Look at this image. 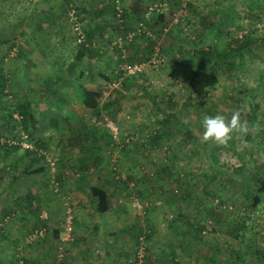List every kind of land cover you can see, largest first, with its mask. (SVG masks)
<instances>
[{"label": "rangeland", "instance_id": "374dc122", "mask_svg": "<svg viewBox=\"0 0 264 264\" xmlns=\"http://www.w3.org/2000/svg\"><path fill=\"white\" fill-rule=\"evenodd\" d=\"M153 5L159 12L145 18ZM140 23L150 40L128 42ZM82 32L91 34L92 55L77 59ZM198 49L218 77L204 106L186 82ZM224 54L235 69L218 60ZM134 64L141 72L127 74ZM0 77V264H264L255 251L264 249V205L254 210L242 196L264 163V12L245 0H0ZM92 80L103 105L89 111L79 92ZM24 103L28 132L18 114L5 116ZM237 108L246 136L235 133L226 145L203 139V116L230 118ZM14 134L25 137L21 146L8 142ZM94 186L108 195L103 216L91 202ZM199 204L208 214L200 216L208 218L203 233L170 226L181 211L195 217ZM243 218L237 238L233 223ZM39 223L47 230L31 236Z\"/></svg>", "mask_w": 264, "mask_h": 264}, {"label": "trees", "instance_id": "16d2710c", "mask_svg": "<svg viewBox=\"0 0 264 264\" xmlns=\"http://www.w3.org/2000/svg\"><path fill=\"white\" fill-rule=\"evenodd\" d=\"M2 1L5 2V0H2ZM245 1L247 2V7L250 11H253L255 13L256 12L257 13L258 12H260V13L264 12V6L263 5L258 4L254 0H245ZM66 7L71 9V7H69L68 5ZM185 7H189V3H186ZM112 8H113V10H114L113 12L115 14V3H113V2H112ZM142 19H144V17H141L139 19L140 22L143 23V21H144V23H145V20H142ZM157 20L160 23H164V20H165L164 15L159 14L157 16ZM207 20H208L207 18H202L201 24H202L203 28H208V27L210 28L211 24H209L207 22ZM228 22L232 23V21H228ZM159 31L162 32L163 29L159 28ZM146 33L147 32L145 31V33H141L140 35L145 36V38L150 40V38H149L150 36L147 35ZM82 34H83V36L81 34H80V36L85 37V40L82 41V43L77 45V48H78V51L76 54L77 59H80L85 54L90 55V56L92 55V51L90 48H88V44H87V42H88L87 40L90 38L91 34L89 32H87V34L82 32ZM222 34L223 33L217 29L216 36H220ZM146 35L148 37H146ZM237 42L238 41H236V40L232 41V43H234V44H237ZM238 47L241 48V46H239V45H238ZM206 51L207 50H201V49L194 51V53L192 55V57L195 61L192 65L193 69L187 75V78H186V82H187V85L189 88L190 95L195 99L197 104L201 105V106H204L206 104L208 96H209L208 93L211 90H213L218 84V77L215 73V69L208 70L205 68L206 63H204V62L209 61V59H208L209 55L206 53ZM229 52H230V50L228 51V53ZM224 53H227V52H224ZM226 56H227V54L221 55V56H219L218 60L229 63L230 68L235 69V67H236L235 65L237 64V62H235L232 59H227ZM103 78L107 80V77H103ZM4 83L5 82L0 77V94H2V92H3V91H1V89L3 90V88H4L3 84ZM79 95H80V103L83 106V108H85L86 110L94 111L99 106L103 105V95H102V92L99 90V82L98 81L92 80L91 82L84 84L80 88ZM0 100H1V98H0ZM171 105H174V104H171ZM0 106H1V104H0ZM8 108L9 109H7V110H9V112L7 110L5 111L6 118L11 120L12 114H18V116L20 117V124L23 128L22 130H25L26 132H28L27 123L29 121H31L32 117H33L31 114V111H30V105L29 104L27 105L24 103V104L17 105L16 108H12L9 105ZM170 120L174 121V118L171 117ZM180 126L182 127V129L185 130V133L187 134V136L191 138V132L189 130V126H187V124H180ZM260 134L263 135L262 140L264 141V132H262ZM12 138L17 140L18 142H20V139H21L16 134L12 135ZM0 139H1V135H0ZM158 140H160V134L156 135V136L152 135V140H151L152 144H154V143L156 144L158 142ZM0 145H1V141H0ZM257 146L261 152H264V145L262 143H257ZM24 150H25V152L30 153V154H33L32 152H35V150H33L32 148L31 149H24ZM35 154H36V152H35ZM212 159L215 162H217V159H216L215 155H213V154H212ZM163 170L165 172H168L169 167H164ZM33 172L35 174L40 173V172H42V169L39 168ZM212 174H213L214 178L217 175V173H215V172H213ZM115 183H122V185L129 186V183L125 182V179L121 180L120 177L117 178ZM90 194H91V199H92L91 202L95 203L96 214H98L99 216H103L110 208L107 193L101 187L94 186V187H90ZM242 196L250 200V204L254 210H259L261 208V206L264 205V163L256 164L254 177L251 179L250 183H245L243 185ZM24 200L28 204V207H31L32 197L30 195H28V196H26V198H24ZM200 207H201V205L199 204L198 209H196V216L195 217H197V218L193 217V215L191 216L187 213H182V211H181V213L180 214L178 213L177 217H175V219H173L171 221L170 226L171 227L176 226L178 223L181 224L182 222H184L185 225L187 226V228H189L190 230H192L196 234L203 233L204 229L206 228L205 226H206L208 218H206L204 220L200 216H202V215L206 216L208 214L203 213V211H201L202 208H200ZM209 213H211V215L214 216L215 218L217 216H219L217 213H212V212H209ZM210 216H208V217H210ZM176 218H178V219H176ZM233 224L237 225L235 237H237V238L242 237L243 231L245 229V224H246L245 219L244 218L242 219L240 225L237 223H233ZM41 229H43V231L47 230L44 227V224H41V223L33 226L32 231H31V235L33 232H35L37 230H41ZM139 236L137 237V241L139 240ZM148 236H150V235H148ZM139 243L140 242H138V244ZM143 250L146 251L147 249L143 248ZM255 251L259 256L264 258V249H256ZM49 263H50V261H49ZM50 264H61V263L52 262ZM127 264H130V263H127ZM131 264H133V263H131Z\"/></svg>", "mask_w": 264, "mask_h": 264}, {"label": "clouds", "instance_id": "9594fccd", "mask_svg": "<svg viewBox=\"0 0 264 264\" xmlns=\"http://www.w3.org/2000/svg\"><path fill=\"white\" fill-rule=\"evenodd\" d=\"M201 126L203 139L219 145H226L233 139L235 133L246 136L250 131L249 126L241 120L239 108L233 110L230 118L222 114L205 115L201 120Z\"/></svg>", "mask_w": 264, "mask_h": 264}, {"label": "built area", "instance_id": "2783aa9c", "mask_svg": "<svg viewBox=\"0 0 264 264\" xmlns=\"http://www.w3.org/2000/svg\"><path fill=\"white\" fill-rule=\"evenodd\" d=\"M186 1H189V0H186ZM115 4H118V1H116ZM159 8H160V5H153L152 7H149L148 8V11L146 12V15H145L146 17L145 18H147L148 16H150L152 13H158L159 10H160ZM116 11H117V15L116 16H117V18H119L120 17V14H121V10L119 9V6L118 5H116ZM74 30L77 31L78 28H74ZM145 31H146L145 27L143 26L142 23H140L139 26H138V28H136V30H135L134 33L128 34L126 36V40L128 42H130L131 39L135 35H139L141 33H145ZM146 34L149 35L148 32ZM77 36H78V38H77L76 42L78 44L82 43L83 40H82V36H80V33H78ZM141 70H142V67H141V65H138V64H134V65H131V66H128V67L125 68V72L127 74H129V75H137V74H139L141 72ZM110 130L112 131V133H115V129L111 128ZM20 138H21L20 139V142H17V141H9V142H10V144H18V145L21 146L22 143H23L22 140L25 139V137L22 136ZM25 149H31V148L29 146L28 147L25 146ZM64 229H65V233H64L65 234V237L66 238H69L70 235H71V230H72V228H71V222L69 220L67 221V224L65 225V228ZM39 233H41V231H39V232L35 231V232L32 233L31 236L37 237V235H39Z\"/></svg>", "mask_w": 264, "mask_h": 264}]
</instances>
